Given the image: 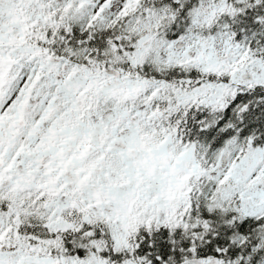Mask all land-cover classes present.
<instances>
[{"label": "snow or ice", "instance_id": "6c2138e0", "mask_svg": "<svg viewBox=\"0 0 264 264\" xmlns=\"http://www.w3.org/2000/svg\"><path fill=\"white\" fill-rule=\"evenodd\" d=\"M0 264H264V0H0Z\"/></svg>", "mask_w": 264, "mask_h": 264}]
</instances>
